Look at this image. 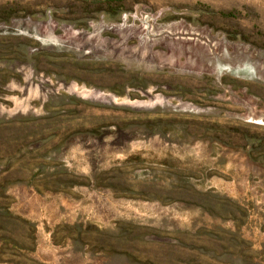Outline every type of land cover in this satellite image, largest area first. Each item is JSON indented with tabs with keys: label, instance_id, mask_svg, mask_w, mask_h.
<instances>
[{
	"label": "rangeland",
	"instance_id": "obj_1",
	"mask_svg": "<svg viewBox=\"0 0 264 264\" xmlns=\"http://www.w3.org/2000/svg\"><path fill=\"white\" fill-rule=\"evenodd\" d=\"M0 264H264V0H0Z\"/></svg>",
	"mask_w": 264,
	"mask_h": 264
}]
</instances>
